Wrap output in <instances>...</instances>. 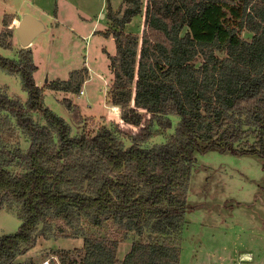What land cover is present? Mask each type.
Here are the masks:
<instances>
[{
  "label": "trees",
  "instance_id": "16d2710c",
  "mask_svg": "<svg viewBox=\"0 0 264 264\" xmlns=\"http://www.w3.org/2000/svg\"><path fill=\"white\" fill-rule=\"evenodd\" d=\"M122 2L118 10L108 4L111 26L102 34L116 43V54H107L114 77L108 103L137 127L149 123L143 113L164 129L176 115V134L149 149L141 145L153 135L146 128L128 148L105 125L93 135L83 129L73 136L66 119L46 106L44 92L78 95L90 79L88 68L39 86L32 48L21 49L17 60L0 55V69L19 75L29 98L25 103L0 91V139L3 129L16 126L30 140L29 150L14 156L0 148V209L13 201L25 214L19 231L0 239V264H22L15 259L33 244L40 223L72 226L81 217L94 227L113 222L139 236L151 233L121 261L117 240L86 237L81 264H180V248L168 239L183 232L197 154L218 150L264 159V0H147L141 37L126 27L145 1ZM3 24L1 38L12 37L6 17ZM62 103L82 122L76 102ZM249 128L256 141L241 146ZM16 160L24 168L20 175L9 171ZM68 262L62 257L61 264Z\"/></svg>",
  "mask_w": 264,
  "mask_h": 264
},
{
  "label": "rangeland",
  "instance_id": "374dc122",
  "mask_svg": "<svg viewBox=\"0 0 264 264\" xmlns=\"http://www.w3.org/2000/svg\"><path fill=\"white\" fill-rule=\"evenodd\" d=\"M122 1L0 0V39L2 32L6 31L3 24L5 17L13 31L12 37L5 34V38L1 40L11 43L12 49H6L0 43V55L17 60L21 49L32 48L35 63L39 66V72L35 75L39 86H44L47 80H67L73 70L81 69L87 64L86 58L94 61L92 64L96 66L95 70L92 66L91 70L87 66L89 77L90 73L92 76L90 83L82 88L84 94L70 95L71 100L79 102L85 108V115L81 110L82 122H76L63 105L62 101L67 98V93L64 95L45 90L46 106L66 119L73 136L81 135L83 129L93 135L105 125L116 133L125 148L131 147L134 136L140 133L141 128L150 129L153 131L152 137L141 144L143 148L149 149L154 145L168 143L176 134L180 118L170 115L172 125L164 129L158 120L150 119L151 115L143 113L149 123L137 127L125 124L120 111L110 107L108 103L107 94L114 77L107 54H116V43L112 37L107 40L102 34L111 26L106 18L108 4L111 3L118 10ZM144 1L142 14L127 25L126 33L141 37L147 4V0ZM103 6L106 10L100 15ZM60 13L62 25L56 21ZM24 14L37 17L47 27V31L37 36L30 47L22 46L17 25L14 24ZM102 16L104 17L101 19ZM96 28L97 31H94ZM242 36L251 37L247 33ZM0 91L25 103L29 99L20 76L9 75L1 69ZM32 116L36 122L43 124L41 116ZM253 131L254 129H250L241 146L255 143ZM1 147L14 156L19 151H28L30 140L20 128L11 126V129L2 130ZM192 168L187 195L189 208L183 232L168 239L180 248V264H264V159L211 150L206 154H197ZM23 170L19 160L14 161L9 168L14 175H20ZM24 218L22 204L13 201L5 203L0 209V239L3 235L17 233ZM38 228L33 244L24 247L15 263L61 264L64 257L69 260L68 264H81L85 255L83 241L91 236L117 240V258L121 261L131 251L134 242H148L151 236L149 231L143 236L134 231L128 232L123 226L113 222H107L103 227H94L87 217L79 218L72 226L52 220L40 223ZM158 238L166 240L160 236Z\"/></svg>",
  "mask_w": 264,
  "mask_h": 264
},
{
  "label": "water",
  "instance_id": "95a60500",
  "mask_svg": "<svg viewBox=\"0 0 264 264\" xmlns=\"http://www.w3.org/2000/svg\"><path fill=\"white\" fill-rule=\"evenodd\" d=\"M45 31H47L46 24L31 14H24L18 22L17 34L23 47H30L35 38ZM221 55L225 56L224 53Z\"/></svg>",
  "mask_w": 264,
  "mask_h": 264
},
{
  "label": "crops",
  "instance_id": "0c3cea01",
  "mask_svg": "<svg viewBox=\"0 0 264 264\" xmlns=\"http://www.w3.org/2000/svg\"><path fill=\"white\" fill-rule=\"evenodd\" d=\"M106 9L104 8V6L102 7V9L100 10V12H99V14L101 15L104 11H105ZM101 19H102V17H101ZM18 19H16L15 21H14V24H16L17 26H18V22L19 21H17ZM56 21L57 22H60L61 23V25H62V22H61V13L57 16V18H56ZM95 25H97V23L95 24ZM56 26V25H55ZM95 27V26H94ZM56 28H58V27H56ZM127 28V27H126ZM95 29V28H94ZM94 31H97V28H96V30H94ZM109 39H111V38H109ZM109 39H107V40H109ZM34 43V42H33ZM33 45V44H32ZM15 46H16V43H15ZM110 53V52H109ZM108 53V54H109ZM111 55H114V54H112V53H110ZM87 59V64H84V66H88V68L91 70V66L93 67V69L95 70L96 69V66H93V62L94 61H92V60H89L88 58H86ZM39 67V66H38ZM39 72V69H38V71L36 72V73H38ZM94 73H95V71H94ZM36 75V74H35ZM69 76V75H68ZM91 76H92V73H90V78H91ZM90 79L85 83V85H87L88 83H90ZM60 93H62V94H66V93H64V92H60ZM67 96V98H70V95L69 94H66ZM78 105H79V107H80V110H82L83 111V115H85V108H84V106L82 105V104H80L79 102H76ZM113 107V108H115L117 111H120V108L119 107H117V106H113V105H110V107ZM107 107H109V106H107ZM91 108V107H90Z\"/></svg>",
  "mask_w": 264,
  "mask_h": 264
},
{
  "label": "built area",
  "instance_id": "2783aa9c",
  "mask_svg": "<svg viewBox=\"0 0 264 264\" xmlns=\"http://www.w3.org/2000/svg\"><path fill=\"white\" fill-rule=\"evenodd\" d=\"M84 94V91L83 90H81V92L79 93V95L78 96H82Z\"/></svg>",
  "mask_w": 264,
  "mask_h": 264
},
{
  "label": "bare ground",
  "instance_id": "6f19581e",
  "mask_svg": "<svg viewBox=\"0 0 264 264\" xmlns=\"http://www.w3.org/2000/svg\"><path fill=\"white\" fill-rule=\"evenodd\" d=\"M113 108V107H112ZM115 109V108H114ZM119 112V111H118Z\"/></svg>",
  "mask_w": 264,
  "mask_h": 264
}]
</instances>
